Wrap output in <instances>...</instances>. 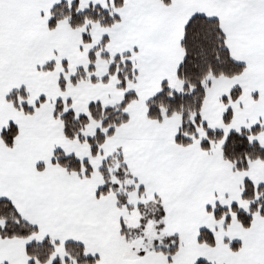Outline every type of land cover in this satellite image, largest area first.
Here are the masks:
<instances>
[{
  "label": "snow or ice",
  "instance_id": "obj_1",
  "mask_svg": "<svg viewBox=\"0 0 264 264\" xmlns=\"http://www.w3.org/2000/svg\"><path fill=\"white\" fill-rule=\"evenodd\" d=\"M0 264H264V0H0Z\"/></svg>",
  "mask_w": 264,
  "mask_h": 264
}]
</instances>
